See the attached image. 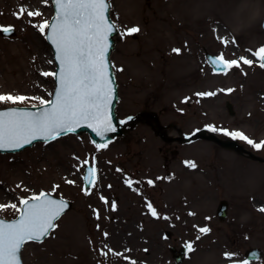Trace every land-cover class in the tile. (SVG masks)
<instances>
[{
    "label": "rangeland",
    "instance_id": "obj_1",
    "mask_svg": "<svg viewBox=\"0 0 264 264\" xmlns=\"http://www.w3.org/2000/svg\"><path fill=\"white\" fill-rule=\"evenodd\" d=\"M107 1L117 29L109 55L115 113L124 119L154 112L175 140L157 137L147 116L100 149L86 133H66L0 152V218H15L11 205L20 208V200L42 191L70 203L44 240L23 245L22 264H175L170 248L178 253L185 244L180 264H264V162L203 139L178 141L206 128L264 158V147L230 135L264 142V68L252 55L264 47V12L257 37H234L228 21L243 0H215L205 19L180 17L170 0ZM28 11L42 16L28 17ZM52 14L51 0H0V28L14 31L0 34V94L34 98L0 103V109L50 100L54 76L42 74L55 70L47 29L41 34L32 25ZM133 27L139 31L129 34ZM205 51L240 66L214 72ZM85 160L95 168L87 189ZM224 200L227 217L219 220L215 210ZM250 248L261 258L245 261Z\"/></svg>",
    "mask_w": 264,
    "mask_h": 264
},
{
    "label": "snow or ice",
    "instance_id": "obj_2",
    "mask_svg": "<svg viewBox=\"0 0 264 264\" xmlns=\"http://www.w3.org/2000/svg\"><path fill=\"white\" fill-rule=\"evenodd\" d=\"M54 3L55 17L52 22L43 20L32 25L41 34L50 29L47 39L55 46L59 71L42 74L52 75L58 80L54 99H40V104L47 107L36 112L16 108L0 111V149L22 148L37 139L55 140L62 133L74 132L82 125L92 128L102 139L105 133L115 131L108 112L112 82L106 62L108 37L115 25L109 23L106 15L107 0H54ZM23 14L24 10L21 8L17 18ZM26 15L40 17L42 13L28 11ZM11 30V27L0 28V31L4 32ZM137 31L139 29L133 27L129 34ZM252 55L259 59L260 66L264 68V47ZM240 61L245 65L252 64L251 60L244 57H241ZM213 63L222 70L240 66L237 60H224L223 55L220 59L213 60ZM30 99L34 98L0 94V103L4 104L24 103ZM230 135L234 139L245 140L256 149L264 147V142L254 143L240 132H232ZM101 147H107V144L96 145L97 149ZM87 165L88 161L85 160L86 175L83 179L93 185L95 168ZM189 166L195 167V164ZM127 183L131 187L132 182ZM148 183L151 184L152 181ZM101 199L104 200V197ZM20 205V208H17L16 204L11 205V208L19 213L18 219L11 223L0 220V264H21L19 253L22 246L30 241L40 242L46 237L49 231L56 227L54 222L67 208L64 201L52 199L43 191L20 200ZM2 207L4 206H0ZM147 207L153 216L157 215L150 203ZM200 231L206 232L207 229L202 228Z\"/></svg>",
    "mask_w": 264,
    "mask_h": 264
},
{
    "label": "water",
    "instance_id": "obj_3",
    "mask_svg": "<svg viewBox=\"0 0 264 264\" xmlns=\"http://www.w3.org/2000/svg\"><path fill=\"white\" fill-rule=\"evenodd\" d=\"M51 2H52V6H53V16H52V18L50 20V23L52 22L53 18L55 17V3H54V0H51ZM108 11H109V4H108ZM108 11L106 13L108 21H109V23L113 24L110 21V19H109ZM261 26H262V29H263V32H264V19L262 20ZM116 32H117V30H116V27H115V29L113 31H111V33H110V35L108 37V50H107V53H106V62H107V67H108L109 78H110V80L112 82L111 83L112 94H111V101H110V104H109L108 112H109V115H110V118H111V121H112V127L115 128V131L114 132L105 133L104 138L102 139L100 136H98L96 134V132L93 131L92 128H89L86 125H82V126L77 127L73 133L80 134V133L86 132L93 143H95L96 145L97 144H101L102 145L104 143H107V142L111 141L113 138L120 137V136L124 135V133L128 129L132 128L137 122H141L142 118L148 116L153 121V124H151V128H152V130H153V132H154V134L156 136H158L160 139H162L163 141H166V142L175 140V139L169 138L167 136V134L165 133L164 128L159 124V121L157 119V115L154 112L153 113L140 112V113H138V114H136L134 116H128V117H126L125 119H122V120L119 119L116 116L114 109H115V104H116V101H117V91H116L115 82L113 80V74H112L111 65H110V61H109V55H110V52H111V50L113 48V43H114L112 37L116 34ZM0 34L3 35V36H11V35L14 34V31H13V29L10 32L0 31ZM48 35H50V29H47L46 40H47V43L50 45V47H51V49L53 51V60H54V62L56 64L55 72H58L59 71V62L55 59V56H56L55 46L51 43L50 40L47 39ZM204 56H205V59L208 62V64L213 68L214 72L224 71L220 67H218L216 64L213 63V60H217L219 58H217V57H215V56H213V55H211V54H209L207 52H205ZM54 82H55V87H54V90H53V94L51 96V100L54 99V92H55L56 88L58 87V80L56 79V77H54ZM44 107H47V105H43V106H39V107H31V108H16V109L29 111V112H36V111L42 110V108H44ZM227 108L231 112V107H230L229 104L227 105ZM11 109H13V108H11ZM11 109H5V110H0V111H7V110H11ZM62 134H64V133H62ZM198 138L214 141L217 144H219L221 147H224V148H227V149H232V150L236 151L239 154L240 153H246L247 155H249L248 156L249 158H251L253 160L260 161V162H264V158L256 156L253 153L243 149V147L241 145H239L238 143H236L235 141H232V140H221V139L217 138L214 134L208 132L207 129H205V128L200 129V130L194 132L191 135H183V136H181L178 139V141L180 143H185V142H188V141H191V140H196ZM37 140H43V139H37ZM37 140H34V141H37ZM34 141H32V143ZM29 145L30 144H25L22 148H24L26 146H29ZM22 148H17V149L8 148V149H0V150L1 151H5V150H20ZM87 166L91 167L89 164ZM85 175H86V168H85L84 176ZM83 182H84V188L87 189L89 187V184L84 179H83ZM50 198L64 201V203L67 205V208L64 210V212L67 211L70 208V203L68 201L63 200L61 198H57V197L51 196V195H50ZM226 206H227L226 202L225 201H221L219 203L218 207H217L216 214L219 216L220 219L224 218L225 211H226ZM18 218H19V215L15 219H12V220H5V219H2V218H0V220H3L5 222L11 223L12 221H14V220H16ZM165 235L167 237L170 236L169 232H165ZM42 240H43V238H42ZM187 249L188 248H187L186 245H182V247L179 249L178 253H175V250L173 248H170V252H172V257H173V259H174L176 264L181 263V261L183 259V256L186 253ZM244 255H245V258L247 260H252V259L256 260V259H258L260 257L259 251L257 249H253V248L246 250ZM19 259H20V253H19ZM20 261H21V259H20Z\"/></svg>",
    "mask_w": 264,
    "mask_h": 264
},
{
    "label": "bare ground",
    "instance_id": "obj_4",
    "mask_svg": "<svg viewBox=\"0 0 264 264\" xmlns=\"http://www.w3.org/2000/svg\"><path fill=\"white\" fill-rule=\"evenodd\" d=\"M170 1L172 4V11L178 13L180 17L185 18L191 15L194 18H198V19H205L204 16L213 13V7L215 6V2H216L215 0H203V1L202 0H170ZM263 12H264L263 0H243L241 3L237 5L235 11H232V16L228 21V24L232 30V35L234 37H239V36L257 37V31H256L257 19ZM14 70H10L7 73H13ZM7 73H5V75ZM162 76L165 79L166 75L164 74V72Z\"/></svg>",
    "mask_w": 264,
    "mask_h": 264
}]
</instances>
